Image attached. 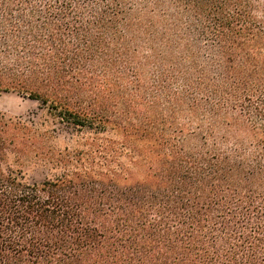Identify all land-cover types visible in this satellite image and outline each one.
<instances>
[{
    "label": "trees",
    "instance_id": "16d2710c",
    "mask_svg": "<svg viewBox=\"0 0 264 264\" xmlns=\"http://www.w3.org/2000/svg\"><path fill=\"white\" fill-rule=\"evenodd\" d=\"M4 92L0 264H264V0H0Z\"/></svg>",
    "mask_w": 264,
    "mask_h": 264
},
{
    "label": "rangeland",
    "instance_id": "374dc122",
    "mask_svg": "<svg viewBox=\"0 0 264 264\" xmlns=\"http://www.w3.org/2000/svg\"><path fill=\"white\" fill-rule=\"evenodd\" d=\"M0 111L20 116L33 123L45 121L49 129H52V134L57 136L59 146H63L65 142L71 141L75 137V130L68 125L53 122V119L46 114L39 101L21 96L15 92H4L0 96ZM24 166L27 177L32 183L42 182L49 176L48 169L32 159H26Z\"/></svg>",
    "mask_w": 264,
    "mask_h": 264
}]
</instances>
